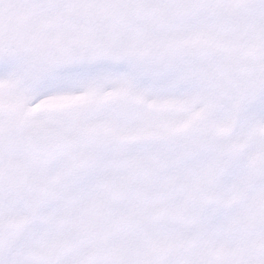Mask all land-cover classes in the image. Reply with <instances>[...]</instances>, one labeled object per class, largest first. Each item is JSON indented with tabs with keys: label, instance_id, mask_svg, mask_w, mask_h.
Wrapping results in <instances>:
<instances>
[{
	"label": "snow or ice",
	"instance_id": "obj_1",
	"mask_svg": "<svg viewBox=\"0 0 264 264\" xmlns=\"http://www.w3.org/2000/svg\"><path fill=\"white\" fill-rule=\"evenodd\" d=\"M0 264H264V0H0Z\"/></svg>",
	"mask_w": 264,
	"mask_h": 264
}]
</instances>
